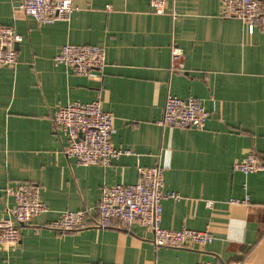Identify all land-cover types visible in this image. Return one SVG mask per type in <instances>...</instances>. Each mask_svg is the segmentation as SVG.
<instances>
[{"label":"crops","instance_id":"crops-1","mask_svg":"<svg viewBox=\"0 0 264 264\" xmlns=\"http://www.w3.org/2000/svg\"><path fill=\"white\" fill-rule=\"evenodd\" d=\"M22 0H0V23L21 36L17 63L0 66V219L7 189L35 185L48 212L20 228L15 245H0V264H264V171L233 165L253 153L264 164V33L221 16L220 0H73L68 22L38 24ZM65 44L100 47L105 63L78 76L54 63ZM182 70L170 71V49ZM97 96L113 117L112 143L129 150L109 166H82L64 154L53 124L57 108ZM168 96L195 98L208 112L203 129L158 125ZM162 166L166 191L160 226L208 229L207 246H156L144 226H49L62 211L94 216L103 186L130 185L138 167ZM249 196L247 205L232 199ZM207 203H210L208 205Z\"/></svg>","mask_w":264,"mask_h":264},{"label":"built area","instance_id":"built-area-1","mask_svg":"<svg viewBox=\"0 0 264 264\" xmlns=\"http://www.w3.org/2000/svg\"><path fill=\"white\" fill-rule=\"evenodd\" d=\"M221 16L242 22L249 34L264 33V0H220ZM153 12L163 13L166 0H150ZM20 9L38 24L68 22L76 10L73 0H22ZM21 41L15 30L0 23V66L17 63L15 46ZM78 76H93L104 66V51L95 46L65 44L53 58ZM182 53L179 48L170 49V71L182 70ZM208 112L195 98L179 99L168 96L158 125L171 128L203 129ZM113 117L102 108L97 96L91 102H73L61 106L53 115L54 127L66 140L64 154L82 166H109L129 150L116 148L112 143ZM162 166L138 167V180L134 184L103 186L94 216L88 210L62 211L49 226L62 232H75L90 227L129 228L132 224L146 227L152 233L156 246L169 248L204 247L213 237L208 229L201 231L182 228L167 230L160 226L162 201L179 199L176 192L166 191ZM233 170L244 175L264 171V164L253 153L247 154L233 165ZM13 205L7 217L0 219V245H15L20 239V228L32 219L48 212L38 188L30 183L18 184L7 189ZM231 204L247 205L249 196L232 199ZM210 205V203H207ZM197 264H212L198 262ZM236 264V263H234Z\"/></svg>","mask_w":264,"mask_h":264}]
</instances>
